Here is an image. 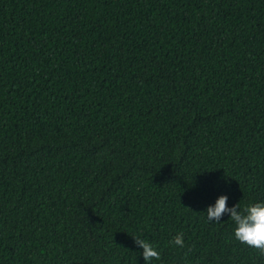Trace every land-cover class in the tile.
<instances>
[{"label": "trees", "instance_id": "trees-1", "mask_svg": "<svg viewBox=\"0 0 264 264\" xmlns=\"http://www.w3.org/2000/svg\"><path fill=\"white\" fill-rule=\"evenodd\" d=\"M221 195L264 202V0H0V264H264Z\"/></svg>", "mask_w": 264, "mask_h": 264}, {"label": "clouds", "instance_id": "clouds-1", "mask_svg": "<svg viewBox=\"0 0 264 264\" xmlns=\"http://www.w3.org/2000/svg\"><path fill=\"white\" fill-rule=\"evenodd\" d=\"M227 199V196L221 195L216 200L214 207L207 208V221L219 223L224 213H230V219L236 226L234 229L235 239L264 255V202H255L245 205L243 208L238 203L229 208ZM134 242L143 249L142 255L145 264H151L153 260L161 259L160 251L148 240L134 238ZM171 243L183 248L185 246L183 233H178Z\"/></svg>", "mask_w": 264, "mask_h": 264}]
</instances>
